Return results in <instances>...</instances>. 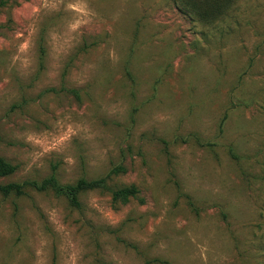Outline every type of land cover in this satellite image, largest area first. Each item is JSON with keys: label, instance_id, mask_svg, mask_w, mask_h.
I'll return each instance as SVG.
<instances>
[{"label": "rangeland", "instance_id": "rangeland-1", "mask_svg": "<svg viewBox=\"0 0 264 264\" xmlns=\"http://www.w3.org/2000/svg\"><path fill=\"white\" fill-rule=\"evenodd\" d=\"M180 5L0 0V185L139 189L0 191V264H264V0Z\"/></svg>", "mask_w": 264, "mask_h": 264}, {"label": "trees", "instance_id": "trees-1", "mask_svg": "<svg viewBox=\"0 0 264 264\" xmlns=\"http://www.w3.org/2000/svg\"><path fill=\"white\" fill-rule=\"evenodd\" d=\"M210 2L211 5L215 6V8L210 11L209 7H205L203 2ZM235 2V0H177V3L183 10L188 13L199 17L204 20V18H208L210 12L219 15L227 14L229 7ZM209 19V18H208ZM207 21V20H206ZM209 22V21H207ZM1 140V133H0ZM17 170V167L0 157V177H6L13 175ZM121 170L117 168L113 170V174L119 173ZM26 186H33L38 190H48L53 189L60 195L65 196L70 201L71 205L75 207L80 206L79 196L81 193L87 190L101 189V190H109L112 194L114 201H122L128 202L132 198H135L139 194V189L136 186L125 187L117 190H111L107 184V179H98L94 181H89L87 179L79 180L75 185H61L56 178V176H51L50 178L44 180L42 183L38 182H26L23 184H7L4 186L0 185V191L5 195H8L12 192H16L17 194H23V191Z\"/></svg>", "mask_w": 264, "mask_h": 264}]
</instances>
